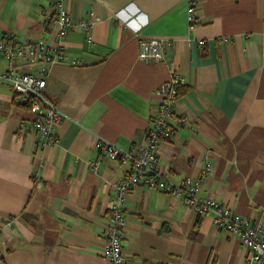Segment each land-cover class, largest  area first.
I'll return each instance as SVG.
<instances>
[{
    "label": "crops",
    "instance_id": "1",
    "mask_svg": "<svg viewBox=\"0 0 264 264\" xmlns=\"http://www.w3.org/2000/svg\"><path fill=\"white\" fill-rule=\"evenodd\" d=\"M58 1L71 18L64 35L53 22ZM91 16L88 29L78 25ZM5 34L62 46L64 58L46 64L45 92L62 113L51 145H40L32 113L0 79V264H108L112 185L128 164L99 156L95 140L140 144L156 88L173 72L189 122L160 143L161 170L178 182L207 161L201 195L264 233V0H0ZM155 38L169 42L163 59H140L139 41ZM9 66L33 71L0 54V70ZM123 196L127 264H245V246L210 212L144 185Z\"/></svg>",
    "mask_w": 264,
    "mask_h": 264
},
{
    "label": "built area",
    "instance_id": "2",
    "mask_svg": "<svg viewBox=\"0 0 264 264\" xmlns=\"http://www.w3.org/2000/svg\"><path fill=\"white\" fill-rule=\"evenodd\" d=\"M195 13L196 4L192 1L187 9L190 26L195 21ZM95 20L94 16L84 18L78 25L88 29ZM53 22L59 35H64L71 26L70 15L61 1L55 5ZM200 43L203 44L204 40ZM167 44L168 41L159 38L141 39L138 57L144 61H160L163 59ZM63 53L62 46L51 47L43 40L22 42L13 34L0 35L1 55L10 62L24 59L33 67V71L20 72L9 66L0 70V79L10 83L14 93L20 96L21 106L32 113L28 126L37 134L41 146L51 145L57 141L54 129L61 120L62 113L45 92L46 64L63 59ZM70 62L81 63L78 59H71ZM181 83V75L173 72L168 79L157 86L155 91L157 108L140 144L122 149L105 139L98 137L95 140L94 146L99 151V156L128 164L126 175L112 185L102 253L107 258L108 264H127L123 252L126 224L123 195L138 185H144L182 198L197 213L210 212L215 227L228 231L245 246L248 251L245 264H264V233L261 224L237 214L228 205L213 197L201 195V182L210 170L207 161L196 174L186 175L178 182L169 181L160 168V143L170 139L177 128L189 122L185 113L178 112Z\"/></svg>",
    "mask_w": 264,
    "mask_h": 264
},
{
    "label": "rangeland",
    "instance_id": "3",
    "mask_svg": "<svg viewBox=\"0 0 264 264\" xmlns=\"http://www.w3.org/2000/svg\"><path fill=\"white\" fill-rule=\"evenodd\" d=\"M16 95H17V99L20 100V96L18 94H16Z\"/></svg>",
    "mask_w": 264,
    "mask_h": 264
},
{
    "label": "trees",
    "instance_id": "4",
    "mask_svg": "<svg viewBox=\"0 0 264 264\" xmlns=\"http://www.w3.org/2000/svg\"><path fill=\"white\" fill-rule=\"evenodd\" d=\"M21 104V103H20Z\"/></svg>",
    "mask_w": 264,
    "mask_h": 264
}]
</instances>
